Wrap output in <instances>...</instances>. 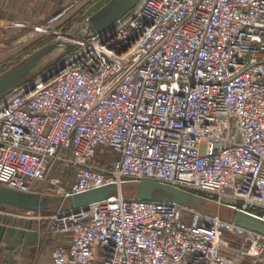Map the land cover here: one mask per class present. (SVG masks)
I'll list each match as a JSON object with an SVG mask.
<instances>
[{
    "label": "built area",
    "instance_id": "obj_1",
    "mask_svg": "<svg viewBox=\"0 0 264 264\" xmlns=\"http://www.w3.org/2000/svg\"><path fill=\"white\" fill-rule=\"evenodd\" d=\"M59 29L69 53L0 98V185L64 199L154 180L264 220V0H139L92 37ZM49 218L67 235L54 264L264 261L263 234L172 201L120 193Z\"/></svg>",
    "mask_w": 264,
    "mask_h": 264
},
{
    "label": "water",
    "instance_id": "obj_2",
    "mask_svg": "<svg viewBox=\"0 0 264 264\" xmlns=\"http://www.w3.org/2000/svg\"><path fill=\"white\" fill-rule=\"evenodd\" d=\"M92 0H81L74 8L67 12L61 19L55 22L51 30H56L68 23L80 11H82ZM139 0H113L108 10L98 18H88L80 24L76 29L75 35L80 38H89L112 27L119 19L124 17L136 5ZM43 34H38L19 46L12 48L0 54V63L18 55L28 49L35 42L40 40ZM73 43L64 41L52 42L25 62L0 77V98L5 96L15 86L22 84L32 77L46 62V58L53 52H63L72 48ZM33 87V85H32ZM124 190L135 193V195L143 200H167L187 207H193L204 211H211L208 201L194 193L175 188L171 185L164 184L154 180H142L136 184L128 183L122 186L111 184L100 188H95L85 192L69 195L61 198L64 203H70L72 209H80L88 205L105 200L111 196L118 195ZM156 190H162L165 193L163 199H154ZM58 197L43 195L39 192H24L21 190L9 188L0 185V205L32 210V211H48L51 204ZM60 198V197H59ZM214 204V203H213ZM217 206V205H216ZM218 207V206H217ZM216 212L237 226L258 232L264 235V220L250 213L235 210L228 207H219Z\"/></svg>",
    "mask_w": 264,
    "mask_h": 264
},
{
    "label": "crops",
    "instance_id": "obj_3",
    "mask_svg": "<svg viewBox=\"0 0 264 264\" xmlns=\"http://www.w3.org/2000/svg\"><path fill=\"white\" fill-rule=\"evenodd\" d=\"M72 1L0 0V33L1 29L15 24H43ZM48 211H40L46 216L43 219L0 214V264H54L51 252L67 235L50 231ZM251 261L246 257L239 264H253Z\"/></svg>",
    "mask_w": 264,
    "mask_h": 264
},
{
    "label": "rangeland",
    "instance_id": "obj_4",
    "mask_svg": "<svg viewBox=\"0 0 264 264\" xmlns=\"http://www.w3.org/2000/svg\"><path fill=\"white\" fill-rule=\"evenodd\" d=\"M79 2L81 0H78ZM113 0H92L85 8L84 11L80 12L74 19H72L69 23L62 26V29H59L58 31L64 33V34H71L73 33L75 35L76 29L80 26L81 23H83L86 18L89 16L92 19L98 18L101 15H103L108 8L111 6ZM41 24H36L35 26H40ZM0 33V54L8 51L12 48H15L25 42L26 40L38 35L43 34V37L35 42L33 45H31L28 49L25 51L19 53L18 55H15L11 57L10 59H7L0 63V77L9 71L13 70L23 62H25L27 59H29L32 55H34L37 51H39L44 46L55 42L62 40L60 38L59 33H55L54 31L50 32V29L48 28L46 30H41L39 32H35L31 34L34 29L32 25L28 24H15L13 26L5 27V29H1ZM70 49H67L63 52H53L49 54L46 58L45 64L33 75L36 77L40 71H42L45 68H53L55 67L64 57L69 53ZM31 78V77H30ZM29 78V79H30ZM28 80V79H27ZM30 81V80H29ZM28 82V81H27ZM104 153L110 154L109 158H112V153L105 147H102L98 151V157L99 155ZM125 196H136L135 193L124 190L122 192ZM43 195L47 196H53L58 197L57 194L52 193H43ZM165 197V193L162 190H156L154 194V199H163ZM230 202H234L231 201ZM208 205L213 209L211 211H207L209 213H212L214 215H219L216 212V209L219 208L212 202L208 201ZM70 206V203L67 202L66 204L63 203L61 198H56L55 201L51 204L50 207V213H48L50 216H53L56 211L58 210H64L65 208H68ZM220 216V215H219ZM222 217V216H220ZM225 219L224 217H222ZM224 240L231 243L234 246H241L242 241L235 237L230 232H226L224 236ZM252 262V261H251ZM253 263V262H252ZM255 264V263H253ZM256 264H264V261H258Z\"/></svg>",
    "mask_w": 264,
    "mask_h": 264
},
{
    "label": "trees",
    "instance_id": "obj_5",
    "mask_svg": "<svg viewBox=\"0 0 264 264\" xmlns=\"http://www.w3.org/2000/svg\"><path fill=\"white\" fill-rule=\"evenodd\" d=\"M70 21H71V20H70ZM70 21H69V22H70ZM69 22H68V23H69ZM66 24H67V23H66ZM66 24H65V25H66ZM33 78H34V76H32L30 79L26 80V81L23 82V83H26L27 81H29V80H31V79H33ZM23 83H22V84H23ZM55 175H56V176H61V174H60V172H59L58 170L55 172ZM66 176H67L68 178H72V171H71L68 175H66ZM127 191H128V190H127ZM212 210H213V209H212Z\"/></svg>",
    "mask_w": 264,
    "mask_h": 264
}]
</instances>
